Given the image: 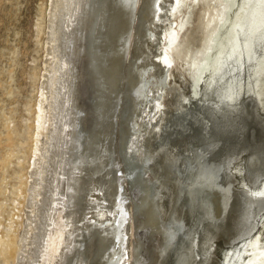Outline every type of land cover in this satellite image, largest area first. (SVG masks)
<instances>
[{"label": "bare ground", "instance_id": "1", "mask_svg": "<svg viewBox=\"0 0 264 264\" xmlns=\"http://www.w3.org/2000/svg\"><path fill=\"white\" fill-rule=\"evenodd\" d=\"M175 1L53 0L43 133L22 229L10 258L0 242V264H47L53 236L52 264H238L257 228L245 263L264 264V167L252 152L264 121L251 100L264 114V84L251 83L264 61V0L232 15L228 51L198 86L194 113L163 104L146 127L148 80ZM237 56L240 68L225 64Z\"/></svg>", "mask_w": 264, "mask_h": 264}, {"label": "rangeland", "instance_id": "2", "mask_svg": "<svg viewBox=\"0 0 264 264\" xmlns=\"http://www.w3.org/2000/svg\"><path fill=\"white\" fill-rule=\"evenodd\" d=\"M244 2L175 1L170 20L166 23L165 43L159 47L160 55L157 54L160 64L148 80V99L152 107L145 114V119L143 117V122L146 121L144 126L156 123L157 116L163 111V104L171 108L177 106V110L184 108L183 113L189 117L194 113L198 102L197 88L210 68L213 69L212 74H216L215 67L222 63L223 58L220 52L226 54L229 48L227 42L232 40L229 22L234 18L232 15L244 9ZM53 6V0H0V242L6 247L4 252L8 258L9 252L13 253L10 245L16 242L22 229L29 173L37 152L38 136L43 133L39 129L43 125L39 109L43 99V82L50 70L49 32L53 12L50 9ZM262 10L260 13L264 12ZM261 19L260 24L264 26V14ZM235 36V45H238V34L235 33ZM228 59L224 60L225 64L241 67L239 56L234 58V62L229 61L232 58ZM169 62L172 63L169 81H166L165 68ZM256 72L255 80H251L255 91L264 84V61L257 64ZM215 84H209L207 92L216 89ZM238 106L241 109L242 102ZM170 125L171 120L168 124L166 122L167 130ZM166 126L163 129L165 134ZM159 127H156V131H159ZM140 144H143L142 138ZM247 169L254 170L252 167ZM57 227L55 225L53 229L59 240ZM255 234L249 243L244 244L238 264L248 262L254 255L255 250L247 253L251 242L260 234V228L255 230ZM51 238L54 236L49 237L51 248L46 256L47 264H52L56 255ZM5 256L2 254L0 259H5Z\"/></svg>", "mask_w": 264, "mask_h": 264}, {"label": "water", "instance_id": "3", "mask_svg": "<svg viewBox=\"0 0 264 264\" xmlns=\"http://www.w3.org/2000/svg\"><path fill=\"white\" fill-rule=\"evenodd\" d=\"M258 91V90H257ZM257 94V93H256ZM252 99V102L254 103V110H256V108L258 109V111H257V113H258V115H257V119H258V116L259 117H261V119L264 121V114L263 113H261V111H259V108L261 107V101L259 100V98L255 95V97H251ZM260 112V113H259ZM254 123H255V121H254ZM246 141L247 142H249V140L246 138ZM261 142V144H262V146L259 148L258 146H257V144H259ZM257 144L255 145V147L257 148V149H254V150H252V152H253V156H258V154H259V157H257L258 158V161H259V165L261 166V167H264V143L260 140V141H258L257 142ZM236 145H234V146H232V147H235ZM237 147V146H236ZM254 147V146H253ZM231 151H232V149H231ZM254 152H256L255 154L256 155H254ZM260 166H259V168H260ZM260 174H261V176H264V168H263V170H259L258 171ZM249 180V179H248ZM137 188V185H136V183H134V187H133V190H132V196H133V198L136 200V199H138V196H140V194H139V191H138V189H136ZM245 192L246 193H243L244 195H247V191H246V186H245ZM249 225V223L247 222L245 225H244V228H243V230H242V235H241V237L243 236V234L246 232V228H247V226ZM177 231V234H181V230H176ZM238 232V231H237ZM139 233H141V232H139ZM146 233V232H145ZM238 234L236 233V235H235V237L237 236ZM236 238H238V237H236ZM142 239H145V236L142 238ZM146 240V239H145Z\"/></svg>", "mask_w": 264, "mask_h": 264}]
</instances>
